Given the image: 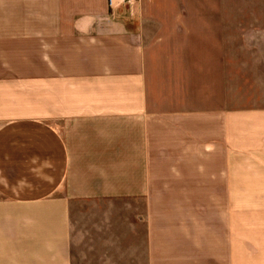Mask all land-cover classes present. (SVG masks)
I'll use <instances>...</instances> for the list:
<instances>
[{
	"label": "crops",
	"instance_id": "1",
	"mask_svg": "<svg viewBox=\"0 0 264 264\" xmlns=\"http://www.w3.org/2000/svg\"><path fill=\"white\" fill-rule=\"evenodd\" d=\"M166 1L0 0V264H264L236 11Z\"/></svg>",
	"mask_w": 264,
	"mask_h": 264
},
{
	"label": "rangeland",
	"instance_id": "2",
	"mask_svg": "<svg viewBox=\"0 0 264 264\" xmlns=\"http://www.w3.org/2000/svg\"><path fill=\"white\" fill-rule=\"evenodd\" d=\"M233 6L236 20V44L230 46L231 55L221 63L208 64L209 70L223 74L226 105L250 107L264 105V26L254 25V19H264V0H179L166 1L167 7ZM259 6L263 9L258 10ZM254 9V10H252ZM254 21V22H253ZM257 22V21H256ZM223 49V47H221Z\"/></svg>",
	"mask_w": 264,
	"mask_h": 264
},
{
	"label": "built area",
	"instance_id": "3",
	"mask_svg": "<svg viewBox=\"0 0 264 264\" xmlns=\"http://www.w3.org/2000/svg\"><path fill=\"white\" fill-rule=\"evenodd\" d=\"M112 9L122 7V5H134L138 0H108Z\"/></svg>",
	"mask_w": 264,
	"mask_h": 264
}]
</instances>
